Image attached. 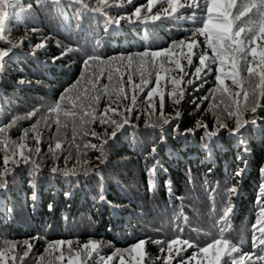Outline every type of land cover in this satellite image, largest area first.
I'll return each mask as SVG.
<instances>
[{
  "label": "trees",
  "instance_id": "trees-1",
  "mask_svg": "<svg viewBox=\"0 0 264 264\" xmlns=\"http://www.w3.org/2000/svg\"><path fill=\"white\" fill-rule=\"evenodd\" d=\"M0 57V264H264V0H0Z\"/></svg>",
  "mask_w": 264,
  "mask_h": 264
},
{
  "label": "rangeland",
  "instance_id": "rangeland-1",
  "mask_svg": "<svg viewBox=\"0 0 264 264\" xmlns=\"http://www.w3.org/2000/svg\"><path fill=\"white\" fill-rule=\"evenodd\" d=\"M174 2L176 4H180L181 3V0H174ZM221 6L222 5L220 3H217L215 9H213L212 7H210L209 10L216 12L217 11V8H221ZM193 18H194V15H193ZM2 23L3 22H1V24ZM223 28H226V25H225V27H222L221 25L213 24V25H210L208 27V29L210 31H213L215 33H218L219 32V29H223ZM0 60H2L1 57H0ZM177 245H181V243L178 241V243L175 242V243L169 244V248L167 250V254L165 256V259L163 260V257H157L156 260H155V264H176L177 263V260L179 259L178 258V255H177L176 248H175ZM215 247H217V246H214V247L213 246H208L203 251V255L201 257H198L197 258L200 261V263L192 262L191 264H215L217 258L219 256H222L225 253V250L222 251L223 248H220L219 247V250L216 251V248ZM111 262H109L107 264H114L113 261H111ZM67 264H79V262H78V259L75 257V258H72L69 261V263H67ZM116 264H142V262L140 260V257L138 256L137 250H134V252L131 253L126 259L119 260V261H117ZM149 264H151V263H149ZM179 264H180V262H179Z\"/></svg>",
  "mask_w": 264,
  "mask_h": 264
}]
</instances>
